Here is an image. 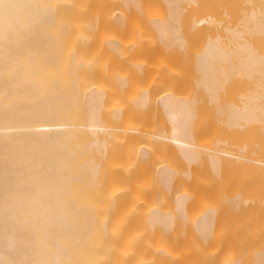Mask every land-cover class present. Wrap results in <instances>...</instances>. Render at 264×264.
<instances>
[{"label":"bare ground","instance_id":"bare-ground-1","mask_svg":"<svg viewBox=\"0 0 264 264\" xmlns=\"http://www.w3.org/2000/svg\"><path fill=\"white\" fill-rule=\"evenodd\" d=\"M143 1L145 0H0V264H81L82 257L84 259L87 254V259L91 260L87 264L89 262L109 264L114 261L117 264L120 262L151 264L152 260L148 257L146 259L142 252L147 247V242L142 236L138 234L135 236L131 230L135 228L134 214L131 212L133 215L128 213V216L122 213L124 210L121 209V212H117L120 215L115 219L114 213L120 211L119 207L127 195L145 199L153 194L118 195L115 206L106 209L102 218L98 217L94 205L84 204V197L96 195V191L90 193L92 190L89 189L87 192V188L97 184L98 166L87 162L81 166L78 161L80 152L92 151L99 144H106L108 142L106 139L113 136L116 130L121 132L129 128L128 131L131 130L135 134L142 132L140 130L145 131L144 127L136 126L138 116L135 119L132 112L150 108L153 101L150 89L134 92L135 96L130 99V105L115 104L114 107L107 108L106 114L104 103L110 91L108 92V88L97 81L85 83L82 77L84 70L91 69L94 72L99 66L107 68V64L102 63L104 60L98 53L101 49L122 53L128 48L144 49L145 44L132 41L126 46L122 42L121 37H124L122 31H125L122 30V26L130 18L124 12L117 11L115 15L112 14L114 17L103 16V20L111 21L106 24L112 26L108 35L101 37L98 33L94 35L90 33L97 31L100 25L98 23L102 18L98 15L96 16L100 19L94 15L93 18L91 15L84 16L82 24L79 23L80 18L75 27L73 24L77 9L82 3L101 5V8L103 5L106 7L107 4L114 6L115 3L117 5L120 3L126 8L143 11ZM152 1L163 5V15L158 9L159 12L156 11L160 15L153 16L154 11L148 19L150 23H147V28L154 30L159 36L158 46L168 49L187 46L181 25L188 10L186 5L192 6V13L189 16L190 28L198 33L200 30L209 31L201 51H197L195 55L194 70L198 80L195 81L194 94L186 96L176 92V88V91L165 89L159 96L156 94L158 98L155 97L154 103L161 111L160 118L156 117L162 121L160 123L163 126L156 131L158 141L155 140L154 143L157 142L158 146L174 145L178 155L190 165L205 155L210 159L214 172H219L222 156L221 152L219 154L221 149L217 139L212 141L213 146L207 144L202 147L203 149L196 144L197 120L201 116L199 111L206 113L205 109L199 110L198 94L201 92L204 96L207 95V98L204 97L207 99L205 101L212 103L216 117L228 129L243 130L255 127V131H258L256 136L259 135L260 142L256 139V143L259 150L257 148L254 154L251 153L250 156L248 154L247 157L251 162L254 159L259 160L258 163L254 162L261 167L258 170V172L261 170V174H257L261 175H259L261 181L264 180V0H151L150 3ZM201 2L206 4L202 10V7L199 8ZM232 2L239 3V7L235 8ZM73 6H77V9ZM227 6L230 8L228 11L234 14H226L228 20L232 19V22L224 28H219L220 16L224 15L223 11ZM71 10L72 13L75 12L73 13L75 17ZM136 29L135 32L133 30L130 32L133 33L130 34L132 38L143 35L141 27V31L137 29L136 32ZM211 30L217 31L212 34ZM91 47L94 51L86 58V50ZM153 48L155 50L157 47ZM140 57L138 54L129 56L128 77L115 72L117 75L114 74V79L117 81L111 83L113 82L121 93L129 83L135 82L126 81L127 78H140L148 73L147 63ZM158 61L160 63V60ZM236 78L249 81V86L245 91L242 89L238 102L228 105L221 100L222 90L227 82ZM131 92L133 93L132 90ZM208 102H204V105ZM142 117L147 120V117ZM198 125L200 127V124ZM82 129L103 136L82 143L79 134ZM125 139L122 142H129L130 135ZM145 146L143 145V148L141 146L135 156L137 160L143 162L140 170L149 172L152 170L150 166L153 162L150 161V156L153 155L151 147ZM167 164L164 162L159 168L156 167L158 189L155 195L161 191L157 195L171 198L168 201L163 199L160 202L161 206H158L160 205L158 203L148 208L146 212L148 214L145 213L147 226L150 229L156 227L169 232L177 224L186 226L193 221L195 229L188 228L194 233L193 238L195 235L197 237L194 239L197 248L213 243L210 239L215 237L217 221L221 220L217 207L209 205L192 220L188 206L203 196L201 194L203 191L195 189L197 192L195 190L172 192L176 168ZM187 170L190 171L185 169L184 172L186 171L185 174L189 177ZM78 183L83 185V195ZM262 186L264 188V184ZM261 188L259 185L260 190ZM259 192L264 193L258 190ZM166 202L171 208H167ZM236 202L232 200L230 209L236 211L241 208L243 211L242 207H237ZM255 218H252V221L256 220ZM248 220L243 219L241 221L243 225H239V222V226H234L237 229V237L246 242L247 238L250 239L247 234L251 227L249 225L251 219ZM234 232L233 237L236 236ZM250 235L253 234L250 232ZM220 236L222 240L219 244L227 246L231 244L229 242L231 237L224 241L226 238L224 234ZM253 238L257 240L258 236ZM110 242H113L114 246L109 244ZM217 244L216 242L214 246L219 247ZM108 245L111 246L110 250L106 248ZM257 246L247 254L251 255L249 259H252L254 264H264V245ZM245 248L247 249L246 246ZM165 250L162 252L160 249V253L165 254L167 248ZM238 256L236 259L232 256V260L227 259L221 263L240 264ZM176 260L179 261V257Z\"/></svg>","mask_w":264,"mask_h":264},{"label":"rangeland","instance_id":"rangeland-1","mask_svg":"<svg viewBox=\"0 0 264 264\" xmlns=\"http://www.w3.org/2000/svg\"><path fill=\"white\" fill-rule=\"evenodd\" d=\"M150 2H151V0H145L142 2L143 11H138L135 8H126L122 4H121L122 5L121 6L120 3H118V5H120L121 7L118 6L117 3H115L114 6L107 4V5H105L106 7H104V5H103L102 6L103 9L101 8V5H96L93 3H89V4L86 3L84 5V3H82L80 7L78 6L80 9L79 8L77 9V6L76 7L73 6L74 8L77 9V14H75V12L73 11V13L75 15H77L76 17L72 13V10L74 8H72V10L70 11L72 13V15L75 17L74 18L75 22L73 20H71L72 23L74 22L73 23L74 27L78 23L77 22L78 18H80L79 23L82 24L84 22V20H82V18L84 16L85 17H89L90 15L91 16L92 15L100 16V18H102V20H100L98 23V25L100 24L99 25L100 27L98 26L97 31H91L90 32V33H92V35H94V33H98V34H100L99 35L100 37L103 35L104 36L108 35V32L111 31V26H112V25L106 24V23H109L111 21L103 20V16H105L104 18H108V17H112V16L114 17V15H115V13H117V11H119V13L124 12L125 15H128V18L129 17L130 18L127 20V23L122 26L123 29L121 28L122 30H125V31H122V32H124L123 33L124 37H121L122 39L121 38L120 39L122 40V42L126 46H127V44H129V42L131 43L132 41H138L140 43L144 42V44H145L144 49L140 50V49H134L133 48V49L129 50V48H128V49H125L122 53H117V52H114L112 50L104 51L105 49H101L98 53L101 55L102 59L104 60V61L101 60L102 63L105 62L107 64V68L99 66L98 67L99 69H96L94 72H92L91 69H87V70L83 71L82 77H83V81H85V83L86 82L89 83L90 81H97L101 85H104L106 88H108V90H107L108 92L110 91V93H108L106 95L105 103H104V104H106V108H105L106 114L108 112L107 108L109 109L111 107H114L115 104L121 105L122 103H125L124 105H126V103H127V105H130L129 104L130 99L133 96H135L134 92L136 93L142 89L148 88L151 90V94L153 95L152 96L153 101H151L152 103H151V106L148 110L141 109L140 111L136 110L135 112L134 111L132 112L133 117L135 119L137 116H138L137 119L138 120L140 119L139 121L137 120V122H136L137 124H136V123H134L136 120L133 118V120H135L133 123L136 124V126H138V128L144 127L145 131L148 130L147 132L140 130L142 132L135 134L131 130L128 131L129 128L127 130L121 131V132L119 130H116V133H114L113 136L106 139L108 141L106 144H99V146L94 148L92 151H87V152L82 151L79 153V160L78 161L81 164V166L85 162L98 166L97 184H94V185H96L95 187H94V185H92V187L89 186L87 188L88 189L87 192H89V189H91L92 191H90V193L93 191H96V193H95L96 195L89 196L88 198L84 197V204L87 206H90L91 204L94 205V207L96 208L97 216L98 217L100 216L102 218L104 213L106 212V209L112 208L115 206L116 201L119 198V197H116L118 195L119 196H121L122 194H129V195L132 194L133 195L135 193V194H138L140 196L142 193L153 194L151 197L149 196V198H145V199L141 198V197L139 198V197H133V196L127 195L128 197L127 196L124 197L125 200L121 204V206L119 207L120 211H116L114 213L115 219H116L117 215L118 216L120 215V213L117 214V212H121V209L124 210V212H122V213H126L128 216H129V214L130 215L132 213L134 214V217H135L134 218L135 219L134 227L135 228L134 229L131 228V230L135 234V236H136V234H138V236H140V237L142 236L143 239L147 242L148 245L142 252H143L144 256H146L145 257L146 259L148 257V258H150V260H152L151 264H222V263H224L223 261H225L227 259L232 260V256H235L234 259H236V257L238 255H239L238 258H239L240 264H254L252 262V259H249L251 257V255L249 256L247 253L252 251V249H254L255 247H258L257 245H259V246L264 245V233H263L264 232V217H263L264 211H262V210H264V200H263L264 199V195H263L264 193L259 192V193H261V195L258 193V190L264 192V188L262 186L264 184V180L261 181V179L259 178L261 176L260 175L261 170H260V172H258L259 168L261 169V167L257 166V165H259V164H257L259 160L256 161L254 159L251 162V160L248 158L251 155V153L252 154L255 153V150L257 148H258L257 150H259V146L257 147L258 144L256 143L257 142L256 139L260 140V138H258L259 135L256 136V134H258V131L257 130H256L257 132L255 131V127H247L243 130L242 129L237 130V128H236V130L228 129V127L223 125L219 121L218 117H216L215 108L212 105V103L205 101V99L207 98V95L205 94V96H204L200 92V94H198L200 104H201V105L199 104V110L203 109L202 111H204V109H205L204 112H206V113L199 111L201 116H199L200 119L198 118V120H197V126H196V135H197L196 140H197V142H196V144H198V147L200 146V148L203 149L202 147L207 146V144H209L210 146H213L214 144H212V143H214V142H212V141L213 140L216 141L215 139H217V142L219 143L218 145L220 146L219 149H221V151H219V154L221 152V156H222V162H220L219 172L218 173L214 172V170L211 166V163H210V159L207 158V156H205V155L203 157H201L202 158L201 160L194 162V164L190 165L184 160V158L182 156L178 155L177 148L174 147V145H167V146L166 145H163V146L159 145L158 146L157 142L154 143L155 140L158 141V138H156L157 132L163 126L160 123L162 121L157 120L158 118H160L159 114L161 111L157 107L156 103H154V102H156V99L158 98L159 94H161L163 90L165 91V89L166 90H172L173 89L172 91L177 90L176 92L183 94V95H186V96L194 94L193 92L196 91L195 81L198 80V76L194 70L195 55L202 48V45L205 42L209 31L203 32L200 30L199 33H201V34H199L198 32L193 31L192 28H190V26H191L190 25L191 24L190 18L191 17L189 18V16L192 13V6L186 5L187 6L186 8H188V10L185 13V16L181 22L182 23L181 25L183 27V29H182L183 35H185L184 37L187 40V46L185 48L173 47L170 49L164 48L160 44H159L160 46H158V42H159L158 41L159 40L158 34L154 33L155 32L154 30H149V28H147V27H148V24L150 23L148 19H150V16L153 15L152 13L154 11L155 12H154L153 16H156L159 13L161 15H163L162 14L163 5L158 4L156 2H153V1H152V3H150ZM232 3H234L235 8L239 7V3H236V2H232ZM200 4L201 5L199 8L202 7L201 8V10H202L206 4H205V2H201ZM95 7H96V9H95ZM114 7H116V8H114ZM149 8H151V9H149ZM158 9L161 11L159 12ZM229 9L230 8L227 6L226 10L223 11L224 15L220 16V24L218 26L219 28H221V27L224 28V27H226V25L231 24L230 22H232L231 21L232 19L228 20L226 14H230V15H234V14H232L231 11H228ZM108 10H109V12H107ZM151 10H153V11L151 12ZM65 11H66V9H65ZM78 11H80V12H78ZM145 12H147L146 13L147 16H146ZM112 14H114V15H112ZM94 16H92V18ZM98 16H96V17L98 19H100ZM106 16H108V17H106ZM132 18H134V19H132ZM81 20H82V22H81ZM140 27L143 29L142 30L143 35L132 38V36L130 34H133V33H130V32L132 30L135 32L136 28L138 29V31L139 30L141 31ZM132 28H134V29H132ZM137 29H136V32H137ZM146 29H147V31H144ZM216 31L217 30H211L210 32H212V34H214ZM146 42H147V44H146ZM148 46L150 47V49ZM153 47H155V48L157 47V48L154 50ZM152 48H153V50H152ZM92 51H94V49L92 47H91V49L88 48V50H86V53H85L86 58L88 57V55ZM153 52H155V53H153ZM133 54H136V55L138 54L139 57L141 55L140 59L142 61H144V63H147V68H149V71H148V73L144 74L140 78H127L126 81H135V82L129 83L123 90H121L122 91V93H121L120 91H118L116 89L115 84H113V82L111 83V81H117L114 79L115 72L119 73V75L121 74V75H127V77L129 76L128 72H127V65L129 64L128 59H129V56H131ZM158 60H160V63L161 62L162 63L160 64ZM159 64H160L161 68H160ZM150 66H152V67H150ZM115 75H117V74H115ZM248 86H249V81H243L240 78H238V79L236 78L232 81L227 82L225 87H224V90H222V95H221L222 102H224L228 105L231 103L238 102L240 100L239 94L241 93V91H243V90L245 91ZM111 87L114 89H112ZM161 88H162V90H161ZM175 88H176V90H175ZM131 90L133 91V93L131 92ZM158 91H159V93H158ZM111 95H113V96L111 97ZM155 97H156V99H155ZM204 97H206V98H204ZM204 102H208V103H206L204 105ZM109 105H111V106H109ZM203 105H204V107H203ZM142 110H144L146 112H144ZM150 111H152V112L150 113ZM136 112L137 113L139 112V114H137ZM147 112H148V114H147ZM143 113H145V114L143 115ZM149 114H151V116H149ZM142 116L147 117V120L145 118H143ZM156 116H158V118ZM104 117H105V113H104ZM141 119H142V122H141ZM144 120H145V122H144ZM139 124H141V125H139ZM198 124H200V127ZM205 124H207V125H205ZM151 125H153V126L151 127ZM202 125H205V126H202ZM217 126H219V127H217ZM197 128L200 129V131ZM83 130L84 129H82L81 133H79L80 137H81L80 139L82 140V143H85V142L87 143L90 140H94L96 138H99V136H101V138L103 136L100 133L99 134H93L90 132L89 133L85 132L86 130H84V132H82ZM137 132H139V131H137ZM122 135H123V137H122ZM128 135H130V141L127 143L122 142V141L126 140L125 137ZM156 144H157V147H156ZM140 145L142 146V148H143V145H146L148 148L151 147L150 150L152 151L153 157L150 156L151 157L150 161L151 162L153 161V162L151 163L150 168L154 172L152 170L149 172L140 170L141 167L143 166V162L137 160L136 156H135V153L138 150L140 151V149H141ZM248 154H249V156H248ZM244 155H245V157L248 156L247 158L249 160L247 158H245ZM254 161L257 163H255ZM164 162L166 164L168 163L167 164L168 166L170 165V167L176 168V170H175L176 171V175H175L176 178H175V181L173 183V191L172 192H174V193H177L180 191L186 192V190H187V192L188 191L193 192V190H195V189H197L198 191L201 190V192L203 191L202 193L200 192L203 196H200L196 201H194L193 203H190V205L188 206V212L190 213L192 220H194L196 218V216L198 217L206 209V207H208L209 205L210 206L212 205V207H215V208L217 207V210L220 213L219 218L221 220L217 221L219 225L216 224L215 237L210 239V241L213 242V243L210 242L211 244L209 243L210 247H209V244H207V245H204L205 247L202 246V248H197L196 244L194 243L195 242L194 239L197 237L195 235L193 238L194 233L191 231V230L195 229L193 221L188 223L186 226L184 224L183 225L177 224L174 227L175 229L173 228L175 231L172 229L169 232L162 231L159 228L156 229V227L154 229L153 228L150 229L147 226V223L145 222L146 221L145 220V218H146L145 213L148 212L147 211L148 208L149 207L151 208V206L153 207L155 204L157 205L158 203L162 202L163 199H166L168 201L171 198L170 196H168V198H166V197H161V196L157 195L161 191H159L156 194L157 196L155 195V193L158 189V185H157L158 180L156 177L157 173L155 170H156V167L159 168V166L161 164H163ZM185 169H190V171L187 170V171H189V173H188L189 177L187 174H185V172H186V171L184 172ZM257 173H260L259 174L260 176ZM261 182L263 184H261ZM82 183H78L77 185H80V188L83 191L81 193L83 195L84 194V188L82 189V187H83ZM259 185L263 189L261 188V190H260ZM87 189H85V190H87ZM150 191H151V193H150ZM112 194L115 196H111V197L108 196V195H112ZM172 198H173V196H172ZM190 199H192V198H190ZM261 199H262V201H260ZM232 200L235 202L237 201L236 202V203H238L237 207L238 206H239V208L242 207L243 208L242 210L243 211L245 210L244 213L240 214L241 212H243V211H241V208L236 210V211L233 208H232L233 210L230 209V206H232ZM169 202L171 203V201H169ZM161 204L162 203H160V205H158V206H161ZM166 206H168L167 208H169L171 205L169 206L168 203L166 202ZM244 207L249 212H247ZM226 210L228 211V214H227ZM259 210H261V211H259ZM232 211H234L235 213ZM253 211L256 214V216L254 213H252ZM256 211H258L259 213L261 212V213L260 214L256 213ZM229 212H232V213H229ZM236 212H237V214H236ZM146 214H148V213H146ZM249 215H250V217H249ZM226 216H228V217H226ZM247 217H249V218H247ZM254 217H256L255 218L256 220L259 217V219L257 220V223H258L257 225L259 227L255 224L256 220L252 221V218L254 219ZM222 218H223V220H222ZM243 219H246V221L248 219H251L250 224H249L251 227L249 230V234H247V235H249V238H250V239L247 238V242L249 241V243H247L246 240L241 239L240 237H237V234H236L237 229H235L236 227H234V226H237L239 224V222H240L239 225H241L242 224L241 221ZM178 221H179V219L177 220V222ZM251 221H252V225L254 224L256 227L251 225ZM258 221H260V222H258ZM114 223H115V220H114ZM261 223H262V225H261ZM232 224H233V226H231ZM113 226H115V225L113 224ZM221 226H224L223 227L224 229ZM188 227L189 228L191 227V230ZM217 228H219V229L217 230ZM240 228L241 227H239V230H240ZM258 230H260V231H258ZM161 231L165 235L162 234ZM221 231H222V233H221ZM234 231H236V232H234ZM261 231H263V232L259 233ZM187 232H189V233H187ZM233 232L236 234V236L234 235L235 237L232 236ZM250 232L254 236L253 235L251 236ZM143 234H144V236H143ZM219 234L220 235L224 234V236L226 237L224 241H226V239L227 240L230 239V237H231V239L229 240V242L231 244H229L228 246L219 244L222 240V238ZM238 234H239V231H238ZM256 236H258V239L254 240L253 237H256ZM174 239L176 240V242ZM177 240H178V242H177ZM216 242L218 243L217 245H219V247L221 245L220 248L218 246H214L216 244ZM250 242H252V244ZM261 242H262V244H261ZM109 244L113 245L114 243L110 242ZM247 244L249 246H247ZM253 244L256 246H254ZM89 245H88V247H89ZM237 246H239V247H237ZM245 246L247 247V249L245 248ZM106 248H107V250L108 249L110 250L111 246L108 245V247H106ZM166 248H167V252L165 254L160 253L162 250L164 251ZM249 248H251V250H249ZM160 249H161V251H160ZM242 251H244V253H242ZM246 255H247V258H246ZM85 257H84V259H85ZM177 257H179V261L176 260ZM87 258H88V254H87V257L85 259L86 261L82 257V259H81L82 263L81 264H87L88 261H91ZM229 258H231V259H229ZM120 259H122V258H120ZM91 263L92 262H89L88 264H91ZM94 263H96V262H93V264ZM101 263L102 264H108V263H103V262H101ZM125 263L126 262H124L123 264H125ZM129 263L127 262L126 264H129ZM109 264H117V262L114 261V262L109 263ZM120 264H122V263L120 262Z\"/></svg>","mask_w":264,"mask_h":264}]
</instances>
